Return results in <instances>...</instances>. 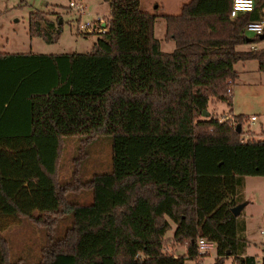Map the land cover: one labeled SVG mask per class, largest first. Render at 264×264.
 Masks as SVG:
<instances>
[{
  "label": "trees",
  "instance_id": "1",
  "mask_svg": "<svg viewBox=\"0 0 264 264\" xmlns=\"http://www.w3.org/2000/svg\"><path fill=\"white\" fill-rule=\"evenodd\" d=\"M106 1L104 30L89 51L0 52V84L9 87L0 95V214L43 229L35 264H184L198 236L213 243V264L228 256L255 264L230 208L241 203L242 176L264 175V129L240 140L244 115L202 111L211 98L231 104L237 61L255 59L264 74V45L236 48L264 39L243 31L264 4L230 17L229 0H187L163 15L174 42L165 52L153 34L156 13L139 0ZM56 20L30 11L27 32L51 42ZM67 136L78 143L76 167L60 182ZM99 136L109 137L110 168L80 181L81 144ZM79 191H89L88 203L66 199ZM63 216L69 223L56 237ZM170 222L169 244L183 253L162 249ZM0 264H21L1 232Z\"/></svg>",
  "mask_w": 264,
  "mask_h": 264
},
{
  "label": "rangeland",
  "instance_id": "2",
  "mask_svg": "<svg viewBox=\"0 0 264 264\" xmlns=\"http://www.w3.org/2000/svg\"><path fill=\"white\" fill-rule=\"evenodd\" d=\"M69 0H0V52H32V53H62V52H86L99 36L96 29L88 31L77 29V23H96L99 18L107 20L109 11L106 0H72L83 5L81 10L68 7ZM187 0H139V8L143 11L156 13L153 24V34L159 42L162 51L169 52L174 48L171 38H165L166 13L178 12V7ZM262 1V2H261ZM264 4V0H258ZM40 10L47 19L59 22L61 29L58 36L51 42L45 41L38 35H29L27 32V20L30 11ZM264 12V6L262 7ZM105 20V21H106ZM247 37H253L251 31H244ZM254 48L264 45V39L254 42ZM237 49H248L250 43L239 44ZM237 75L231 88V104L223 100L208 99L205 109L208 115L218 119L229 118L234 120L233 114H242L245 119L240 128V140L257 139L264 129V74L258 69L255 59L237 61L234 65ZM9 94V87L0 84V95ZM207 115V114H206ZM207 115V116H208ZM254 115L250 120L249 116ZM205 116V115H204ZM233 123V122H232ZM83 143L84 141H80ZM78 143L73 136L64 139L63 148L59 160L58 179L66 182L71 175V169L76 164L73 155L77 152ZM81 157L76 177L80 181L88 178L93 172L105 171L110 168V140L108 136H99L92 143L85 146L81 144ZM239 199L243 203L239 210L238 218L243 221V235L246 239V252L254 255L255 261L264 264V175L252 174L241 177L239 185ZM66 199L79 205L90 201L89 191L67 193ZM69 219L63 216L57 221L54 236L62 234ZM174 224L170 222V228L165 232L168 238L172 234ZM0 232L6 237L9 244L10 257L19 259L21 264H35L38 260L39 249L44 241L45 233L42 228L33 224L26 218L16 219L9 215L0 214ZM172 246L168 241L163 247ZM170 253L177 254L179 245L172 246ZM164 249V248H163ZM164 251V250H163ZM166 252H168L166 250ZM215 249L212 246L202 258V264H213ZM184 264H191L189 259ZM224 264H234L230 256L226 257Z\"/></svg>",
  "mask_w": 264,
  "mask_h": 264
},
{
  "label": "built area",
  "instance_id": "3",
  "mask_svg": "<svg viewBox=\"0 0 264 264\" xmlns=\"http://www.w3.org/2000/svg\"><path fill=\"white\" fill-rule=\"evenodd\" d=\"M254 4V0H229V16L233 17L236 15V13L240 11H249L252 9ZM68 7H74L76 10H81L83 8V5L78 2L74 3V1L69 0L68 1ZM106 20V19H105ZM103 21L102 18H99L96 23L92 22H84V23H77V29H85L88 31H92L96 29V31H103L104 25L106 21ZM243 31H251L254 35L264 34V16L257 19L248 21L245 26L243 27ZM255 43H250V47L254 48ZM255 117L254 115H250L249 119L253 120ZM260 233H264L262 229L259 230ZM213 246V243L210 240H207L204 237L198 236L195 241V247L196 251L195 254L189 258L191 261V264H202V258L205 254L208 253V250ZM164 248V249H163ZM162 249L164 251H168V253L171 252V247H163ZM174 254V253H172ZM255 264H263L260 261H255Z\"/></svg>",
  "mask_w": 264,
  "mask_h": 264
},
{
  "label": "water",
  "instance_id": "4",
  "mask_svg": "<svg viewBox=\"0 0 264 264\" xmlns=\"http://www.w3.org/2000/svg\"><path fill=\"white\" fill-rule=\"evenodd\" d=\"M263 36H264V34H259V35H258L259 38H262ZM202 114H203V115H206V114H207V111H206V110H203V111H202ZM235 130L238 131V126H236ZM242 205H243L242 202H241V203H237V204H235L234 206H232V207L230 208L231 212H232L234 215H236V214L239 212V210H240V208L242 207Z\"/></svg>",
  "mask_w": 264,
  "mask_h": 264
},
{
  "label": "crops",
  "instance_id": "5",
  "mask_svg": "<svg viewBox=\"0 0 264 264\" xmlns=\"http://www.w3.org/2000/svg\"><path fill=\"white\" fill-rule=\"evenodd\" d=\"M182 3H183V2H182ZM182 3H181V4H182ZM181 4L179 5L178 9L180 8ZM234 65H235V64H234ZM171 249H174V247L171 246ZM261 249H262V251H264V247H262ZM179 250H180V251H178V253H183V252H184V246L179 245ZM245 253H246V254H249V253L246 252V249H245ZM249 255H250V254H249Z\"/></svg>",
  "mask_w": 264,
  "mask_h": 264
}]
</instances>
